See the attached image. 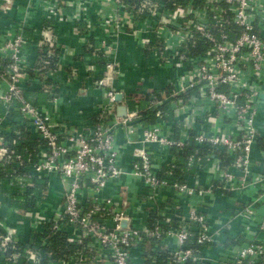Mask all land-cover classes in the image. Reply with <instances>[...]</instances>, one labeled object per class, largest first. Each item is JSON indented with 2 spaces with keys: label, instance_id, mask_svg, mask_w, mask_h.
Masks as SVG:
<instances>
[{
  "label": "built area",
  "instance_id": "obj_1",
  "mask_svg": "<svg viewBox=\"0 0 264 264\" xmlns=\"http://www.w3.org/2000/svg\"><path fill=\"white\" fill-rule=\"evenodd\" d=\"M0 11L16 15L0 32V160L24 168L31 182H45L39 200L26 195L22 209L1 201L10 190L0 177V264H17L21 257L27 264H264V151L259 165L253 157L264 135V0H0ZM33 15L41 24L27 37ZM66 20L83 53L102 65L94 79L100 92L96 119L87 126L60 116L64 103L53 75L67 58L56 33ZM123 36L132 37L166 79L139 100L137 113L106 119L118 103L120 90L112 81ZM33 43L35 60L29 54ZM43 56H55L56 68L43 70L49 63L39 61ZM96 65L89 59L85 69L94 73ZM27 87L46 92L45 103L28 100ZM15 126L37 143L26 164L10 149ZM124 137L130 143L126 164ZM190 142L195 171L172 183L160 177ZM7 172L9 183L22 179L14 168ZM125 175L140 184L137 203L119 184ZM249 186L254 190L248 196ZM216 188L235 200L232 216L239 218L236 241L218 260L209 255L214 235L205 200ZM153 211L160 216L155 222ZM55 237L66 248L55 260L48 253L45 262L30 243L48 246Z\"/></svg>",
  "mask_w": 264,
  "mask_h": 264
},
{
  "label": "crops",
  "instance_id": "obj_2",
  "mask_svg": "<svg viewBox=\"0 0 264 264\" xmlns=\"http://www.w3.org/2000/svg\"><path fill=\"white\" fill-rule=\"evenodd\" d=\"M22 1L23 0H14L16 4H20ZM13 18H16V15H14L13 12L5 14L0 11V32H3L8 22H11ZM28 24L29 26L25 28L24 34L27 37H32L33 28H35L37 25L39 26L41 21L37 16L33 15ZM77 24L79 26L83 25L80 21L77 22ZM70 27L71 22L66 20L61 22L56 29L58 42L60 44H65L67 47V58L62 66L56 68L53 79L57 84L56 91L64 103L60 112V116L77 125L87 126L91 125L94 122V119H96L97 110L95 108V103L98 101L100 92L94 85V79L97 75H99L102 65L98 62L99 60L97 61L89 54L83 53V45L77 37H74L70 33ZM71 51H74V55L69 54ZM29 54L30 58L35 60L37 55V47L35 43L31 44ZM89 59H92L94 64H98L96 65V71H94V73L87 72L85 69V65ZM116 59L118 60L119 72L117 74L115 71L116 69H114L115 77H113L114 80L112 83H114V85L117 86L120 91H123L126 88L130 89L138 87L136 83L141 77L145 79V83L142 84L143 87L147 88L149 86H156L158 88L165 82V70L155 65L151 59H147L141 55L132 37L123 36V38L120 40ZM73 67L76 69V72L72 70ZM67 72L71 73L70 77H72L69 84L65 83ZM24 92L27 99L32 103H45L48 98V94L37 87H27ZM261 110V120L264 123V105L261 107ZM12 114L15 115V113ZM261 137H264V135ZM135 138L136 135L132 137V139ZM122 143L124 144V160L122 163L126 164L128 162L127 160L130 143L126 141L125 137L122 140ZM261 143L262 141L259 140L257 146H255L253 150L254 161H256L258 165L263 161L261 151L264 150L260 147ZM178 155L179 154L176 155V158ZM1 167L6 168L2 161H0V169ZM1 170L3 172L9 173L7 172L8 169H5V171L4 169ZM194 171L195 168L193 172ZM6 173H0V177L5 180L3 189L6 188L7 190H10V195H8V197L4 195L1 201L6 202L9 200L12 205L20 207V205H18L17 198H15V190L19 189V187H22V184L19 183L21 181L13 179L11 181L12 183H9V181L7 182L6 179L9 177V175ZM205 180L206 182L209 181L207 178ZM119 184L126 187L128 189V193L130 191L131 200L134 203H137L138 199H141L143 196L141 193L140 184L136 180H134L133 183L130 175H125ZM114 189H117V186L114 187ZM248 189L249 190L246 192V194L249 196L251 195L250 192H253L254 189L253 186H249ZM109 190L111 191V189ZM224 195L225 196H222L220 189L216 188L213 189L211 193L207 194L205 199L207 205L209 206L206 217L209 221L210 230L214 235V241L211 245L212 247L209 249V255L214 260H218L223 255L222 250L225 249V246L236 241L234 236L237 235L239 231V218L232 216V212L234 213L235 211V200L230 195H227V193ZM239 195L241 197L245 196L243 192H239ZM4 208L5 207H0V213H4ZM259 214H264V206L260 207ZM13 221L15 222V218L12 217L11 222L13 223Z\"/></svg>",
  "mask_w": 264,
  "mask_h": 264
},
{
  "label": "trees",
  "instance_id": "obj_3",
  "mask_svg": "<svg viewBox=\"0 0 264 264\" xmlns=\"http://www.w3.org/2000/svg\"><path fill=\"white\" fill-rule=\"evenodd\" d=\"M48 59L49 63L48 64H42L41 66L43 67V70H47V69H55L56 68V59L55 56L54 57H49V58H45L44 56L41 57L39 59ZM46 93V92H45ZM24 96L25 92H23ZM47 94V93H46ZM27 98V97H26ZM37 104V103H35ZM2 110V111H1ZM5 110V106L2 104H0V117L3 115V112ZM17 131L16 134H14L12 132V137L16 138V143H14L10 149H14L15 154L17 153L18 155H20L22 161L24 164L28 163L30 160H33L35 157V149L37 146L36 141H32L29 140L28 138V130H25L23 128H20L18 126L14 127V132ZM263 139V140H262ZM262 141L260 147L264 150V137H259L257 141ZM193 152V144L192 142H190L185 148L184 151L182 153H180L176 160L175 163L173 165L171 164H165L163 166V169L161 170V172L159 173V176L168 180L170 183L174 182V181H181L183 180V174L184 173H192L194 168H195V162H196V156L195 154H192ZM191 156V157H190ZM18 160L17 158H15L13 161ZM1 161V160H0ZM6 166L5 167H1V169H12L14 168L15 172L13 174H15L17 177H21L22 179L19 180L21 182H19L20 184H22V187L24 188V192L20 193V194H16L17 201H18V205H20V208H25L27 207V199H26V195L33 193L36 196L37 201L40 198V192L42 191V188L45 187V182L42 179H35L33 180L34 182H31L32 180H30L31 178L26 174V170L24 168H22L21 166H15L13 163H5L4 164ZM0 169V173L4 174L6 172H3ZM169 170L171 172H169ZM7 175H11V173H6ZM24 176L26 177V180H24ZM28 183H32V185H29ZM19 197V199H18ZM21 202V203H20ZM150 219L151 222H155V220H159L160 216L157 215V213L155 211L150 213ZM179 223V221H171V224L173 226H177V224ZM31 246H34L35 248H39V250H41L43 252V260L46 262L47 261V255L48 253H52L53 255V259H57L60 254H61V250L66 248V242L63 241L60 238H53L52 240H50L48 246H44L39 242H31L30 243ZM188 245H195V235H192L190 237V241ZM72 248H76L75 245H71ZM164 253H162L161 255L159 254L156 257V261L159 262L163 257H164ZM17 264H27L26 260L24 257H21L20 259H18ZM186 264H195L193 261L189 260ZM205 264V263H202Z\"/></svg>",
  "mask_w": 264,
  "mask_h": 264
},
{
  "label": "water",
  "instance_id": "obj_4",
  "mask_svg": "<svg viewBox=\"0 0 264 264\" xmlns=\"http://www.w3.org/2000/svg\"><path fill=\"white\" fill-rule=\"evenodd\" d=\"M139 79L143 81V84L145 83L144 78L141 77ZM135 89L136 87L130 89L126 88L123 91L117 92L115 99L118 103L116 106L110 108L109 113L105 116V118L108 119L114 116L124 117L128 112L137 113L139 110V100H137L134 96ZM145 93H143L144 97ZM121 224L122 226H125L126 220H123Z\"/></svg>",
  "mask_w": 264,
  "mask_h": 264
},
{
  "label": "flooded vegetation",
  "instance_id": "obj_5",
  "mask_svg": "<svg viewBox=\"0 0 264 264\" xmlns=\"http://www.w3.org/2000/svg\"><path fill=\"white\" fill-rule=\"evenodd\" d=\"M143 81L138 79L136 85H138V87H136L135 89V93L134 96L136 97L137 100H143L144 98H148L149 95H151L150 93L153 92L155 93L157 87H143ZM142 87V88H141ZM146 92V93H145ZM143 93H145V97L143 95Z\"/></svg>",
  "mask_w": 264,
  "mask_h": 264
}]
</instances>
